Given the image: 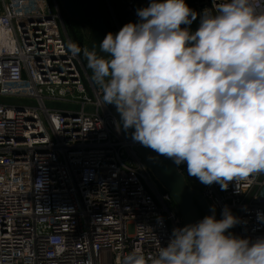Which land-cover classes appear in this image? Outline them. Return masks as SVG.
<instances>
[{"label": "built area", "instance_id": "built-area-1", "mask_svg": "<svg viewBox=\"0 0 264 264\" xmlns=\"http://www.w3.org/2000/svg\"><path fill=\"white\" fill-rule=\"evenodd\" d=\"M102 2L115 34L138 22L137 9L150 0H122L123 20L111 0ZM193 6L202 14L213 0ZM80 30L84 52L92 30ZM69 32L59 0H0V264H120L133 250L154 255L184 227L104 105ZM177 166L216 219L225 207L238 218L231 234L264 237L257 219L264 174L222 190L188 175L186 163Z\"/></svg>", "mask_w": 264, "mask_h": 264}, {"label": "clouds", "instance_id": "clouds-1", "mask_svg": "<svg viewBox=\"0 0 264 264\" xmlns=\"http://www.w3.org/2000/svg\"><path fill=\"white\" fill-rule=\"evenodd\" d=\"M198 15L194 32L182 27ZM137 16L83 52L123 129L205 185L225 190L264 174V6L213 0L198 14L185 0H150ZM212 213L174 228L154 255L133 250L120 264H264V237L228 233L239 220L227 207L221 219Z\"/></svg>", "mask_w": 264, "mask_h": 264}, {"label": "water", "instance_id": "water-1", "mask_svg": "<svg viewBox=\"0 0 264 264\" xmlns=\"http://www.w3.org/2000/svg\"><path fill=\"white\" fill-rule=\"evenodd\" d=\"M128 1V0H124ZM64 14L72 21L80 24H88L92 30L91 41L86 49L95 47L99 51V45L109 33V28L102 12V0H59ZM149 4H146L147 7ZM111 113L118 119L120 127L126 139L133 144L134 151L151 170L155 179L171 195L179 208L183 219V226L194 224L205 216L212 215L209 204L200 192L193 190L187 184L174 161L160 155L150 148L134 142L131 134L134 129H123L120 115L114 105L108 104ZM231 229L227 230L231 233Z\"/></svg>", "mask_w": 264, "mask_h": 264}, {"label": "trees", "instance_id": "trees-1", "mask_svg": "<svg viewBox=\"0 0 264 264\" xmlns=\"http://www.w3.org/2000/svg\"><path fill=\"white\" fill-rule=\"evenodd\" d=\"M190 1L191 0H185V3L191 8ZM111 3L113 5L114 9L116 10L117 14L119 15V12L122 11V7H123L122 0H111ZM102 12H103V15L105 17V20L107 22V25H108L109 23H108L107 14H106L105 7H104V2H102ZM69 24H70V33H72L73 39L76 42L77 47H79V49H80V54L83 56V52L81 50L82 47H83V41H81V39L77 35L78 32H79L78 30H80L81 27H83V24L74 22V21H72L70 19H69ZM198 26H199V19H198V17H197L196 20L193 21V23L190 26H183L182 25V27H188L190 29V31H192V32H194L198 28ZM77 28H78V30H77ZM108 28H110L109 25H108ZM76 31H77V33H76Z\"/></svg>", "mask_w": 264, "mask_h": 264}, {"label": "crops", "instance_id": "crops-1", "mask_svg": "<svg viewBox=\"0 0 264 264\" xmlns=\"http://www.w3.org/2000/svg\"><path fill=\"white\" fill-rule=\"evenodd\" d=\"M194 1H195V0H191V1H190L191 9H193L196 13H198V11H197V10L194 8V6H193ZM204 10H205V9H202V12H203ZM119 16L121 17V19H124V18H125V15H124L123 11L119 12ZM197 17H198V19H199V21H200V16L198 15Z\"/></svg>", "mask_w": 264, "mask_h": 264}, {"label": "rangeland", "instance_id": "rangeland-1", "mask_svg": "<svg viewBox=\"0 0 264 264\" xmlns=\"http://www.w3.org/2000/svg\"><path fill=\"white\" fill-rule=\"evenodd\" d=\"M140 9V8H139ZM77 30H78V28H77ZM79 32H78V37L81 39V41H83V31L82 30H78ZM76 33H77V31H76ZM69 34V36H70V38H71V40L72 41H74V39H73V36H72V33H68ZM74 44H76V42L74 41Z\"/></svg>", "mask_w": 264, "mask_h": 264}]
</instances>
